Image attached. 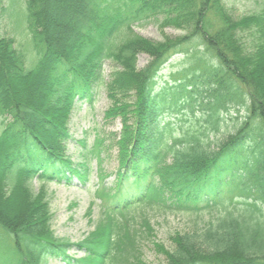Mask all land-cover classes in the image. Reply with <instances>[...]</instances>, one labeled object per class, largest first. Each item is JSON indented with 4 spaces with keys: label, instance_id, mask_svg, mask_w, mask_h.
Returning <instances> with one entry per match:
<instances>
[{
    "label": "trees",
    "instance_id": "16d2710c",
    "mask_svg": "<svg viewBox=\"0 0 264 264\" xmlns=\"http://www.w3.org/2000/svg\"><path fill=\"white\" fill-rule=\"evenodd\" d=\"M26 6L39 55L33 69L14 39L0 33V264H264V9L236 18L224 0ZM152 21L184 33L153 42L133 29ZM179 52L189 68L157 87L161 69ZM142 53L149 63L139 69ZM107 61L117 65L108 81ZM103 85L110 99L104 118L121 122L114 134L119 164L112 184L101 174L93 231L72 242L53 230L44 183L89 180L90 165L67 154L70 118L76 102H92ZM183 109H199L205 124L177 129L165 120ZM232 109L244 117L232 132L222 131ZM34 180L42 182L39 190ZM167 206L216 209L218 216L175 232L170 248L154 242L164 263L145 261L130 220L143 214L153 237L146 210ZM73 249L85 255L75 257Z\"/></svg>",
    "mask_w": 264,
    "mask_h": 264
},
{
    "label": "rangeland",
    "instance_id": "374dc122",
    "mask_svg": "<svg viewBox=\"0 0 264 264\" xmlns=\"http://www.w3.org/2000/svg\"><path fill=\"white\" fill-rule=\"evenodd\" d=\"M4 10L0 15V33L8 37H12L14 42L12 45L25 56V66L33 69L38 61L34 35L30 33V22L26 6V0H4ZM230 13L236 18L244 15L260 12L264 9V0H224ZM133 29L142 37L153 42H162L165 37H177L184 33L181 29L166 27L162 29L157 22H147L143 25L134 24ZM182 53L173 55L167 64L161 69L157 77V87L164 86L168 83H175V76L184 68H189L190 60L183 58ZM139 69L144 68L149 63L148 54H140L137 60ZM113 61H107L104 66L105 79L108 81L112 70L116 67ZM183 77L179 75L177 79ZM33 93L41 90L38 86L30 87ZM37 91V92H36ZM95 99L91 103L80 101L77 104L74 113L71 116L70 131L73 133V139L68 145V153L74 161H81L83 156H88L89 164L92 166L91 180L84 186L59 184L56 182L44 183L48 191V199L50 202L53 216V230L60 238H69L72 242L79 241L91 232L97 222L98 212L100 210V199L96 197L95 189L98 187V163L97 155L92 154L94 144L97 139H101L103 144L98 150L101 153V161L99 172L102 169L105 173H112L117 169L118 151L115 145V132L120 131V119L106 120L104 118L105 111L110 106V99L107 96L106 86H102L96 90ZM185 112V113H184ZM201 111L195 110L194 115L187 109H183L181 113H172L167 115L165 120L172 119L174 127L177 129L187 128L192 124L197 126V120H201L199 115ZM241 110L239 114L232 109L225 120L221 123L222 131L232 132L238 122L244 117ZM169 117V118H168ZM171 117V118H170ZM200 125L205 124L201 120ZM198 124V125H199ZM3 126L0 124V131ZM220 134H217L219 136ZM96 151V150H95ZM94 152V151H93ZM97 154V152H96ZM114 176H108L106 181L112 183ZM42 182L34 181V188L39 190ZM90 207L94 208L93 214L89 213ZM147 216L151 219V225L155 228L154 236L150 237L145 228L141 226L143 219L137 217L131 219L130 223L139 229L138 239L144 250V260L152 263H164L165 257L154 247V242L163 244L170 248L172 241L169 238L175 232H186L196 228L204 227L205 223L210 219H215L218 214L216 209H207L199 214L189 211H178L168 208H148ZM49 264H63L59 260H52Z\"/></svg>",
    "mask_w": 264,
    "mask_h": 264
}]
</instances>
